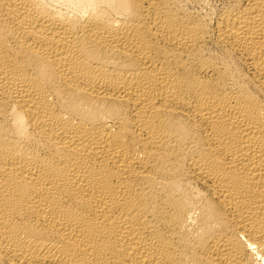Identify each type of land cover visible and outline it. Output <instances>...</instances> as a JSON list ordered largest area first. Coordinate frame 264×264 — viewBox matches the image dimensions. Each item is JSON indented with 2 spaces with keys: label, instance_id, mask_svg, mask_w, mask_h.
Returning a JSON list of instances; mask_svg holds the SVG:
<instances>
[{
  "label": "bare ground",
  "instance_id": "bare-ground-1",
  "mask_svg": "<svg viewBox=\"0 0 264 264\" xmlns=\"http://www.w3.org/2000/svg\"><path fill=\"white\" fill-rule=\"evenodd\" d=\"M0 264H264V0H0Z\"/></svg>",
  "mask_w": 264,
  "mask_h": 264
},
{
  "label": "rangeland",
  "instance_id": "rangeland-1",
  "mask_svg": "<svg viewBox=\"0 0 264 264\" xmlns=\"http://www.w3.org/2000/svg\"><path fill=\"white\" fill-rule=\"evenodd\" d=\"M181 1H183V0H181ZM212 5L215 6L216 4H212ZM198 7H199V8H198ZM195 8H196V9H200V6H199V5H196Z\"/></svg>",
  "mask_w": 264,
  "mask_h": 264
}]
</instances>
